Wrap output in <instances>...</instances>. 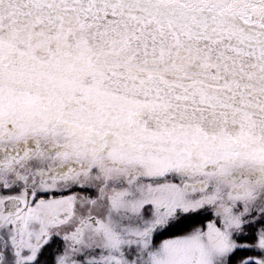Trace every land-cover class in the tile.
Wrapping results in <instances>:
<instances>
[{"label": "snow or ice", "instance_id": "snow-or-ice-1", "mask_svg": "<svg viewBox=\"0 0 264 264\" xmlns=\"http://www.w3.org/2000/svg\"><path fill=\"white\" fill-rule=\"evenodd\" d=\"M0 264H264V0H0Z\"/></svg>", "mask_w": 264, "mask_h": 264}]
</instances>
